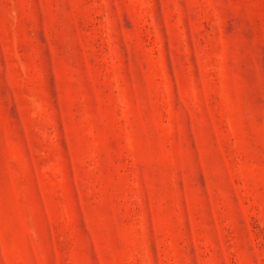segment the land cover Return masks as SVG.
I'll return each instance as SVG.
<instances>
[{"label":"rangeland","instance_id":"374dc122","mask_svg":"<svg viewBox=\"0 0 264 264\" xmlns=\"http://www.w3.org/2000/svg\"><path fill=\"white\" fill-rule=\"evenodd\" d=\"M0 264H264V0H0Z\"/></svg>","mask_w":264,"mask_h":264}]
</instances>
